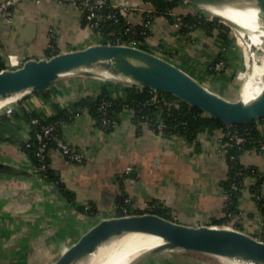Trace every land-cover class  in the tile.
Instances as JSON below:
<instances>
[{"label": "crops", "instance_id": "obj_1", "mask_svg": "<svg viewBox=\"0 0 264 264\" xmlns=\"http://www.w3.org/2000/svg\"><path fill=\"white\" fill-rule=\"evenodd\" d=\"M110 2L131 25L144 24L152 14L147 42L151 46L162 43L166 53L156 50L155 54L178 66L185 64L202 73L211 56L221 49L215 35L199 29L182 34L169 18L152 13V6L143 0ZM196 9L184 1L172 14ZM0 40L5 68H10L8 53L16 55L21 64L29 58L98 43L99 34L85 21L76 0H20L0 15ZM221 78V73L208 74L202 83L231 99L225 95L226 87L215 83ZM105 82L98 76L67 74L44 90L25 92L0 110V115L9 118L6 124L0 116V163L10 166L0 168V264H52L95 223L115 215L120 196L138 210H147L150 204L164 208L173 220L186 224H215L223 218L224 130L201 132L195 140L187 141L180 135L158 132L146 122L136 123L131 108H123L111 128L100 127L86 108L78 109L76 104L85 96L97 95ZM55 105L74 112L72 120L62 126L61 137L83 154L81 161H74L55 150L50 152L51 166L72 199L39 176L19 146L28 138L29 128L23 117L14 113L37 110L50 115ZM240 158L264 169L260 152L246 151ZM251 182L247 179L246 185ZM76 204L93 205L97 212L86 214ZM238 207L240 214L228 224L262 239L264 218L248 187L239 197ZM132 264L240 263L205 252L166 249Z\"/></svg>", "mask_w": 264, "mask_h": 264}, {"label": "water", "instance_id": "obj_2", "mask_svg": "<svg viewBox=\"0 0 264 264\" xmlns=\"http://www.w3.org/2000/svg\"><path fill=\"white\" fill-rule=\"evenodd\" d=\"M219 18L230 28L254 37L264 54V37L231 12L264 0H184ZM67 74L98 76L107 81L169 93L200 108L206 115L227 124L250 122L264 117V75L260 92L250 99H228L209 90L189 72L140 47L98 42L83 48L57 52L45 58H29L15 68L0 70V101L16 99L28 91H40ZM0 168L10 169L0 163ZM147 234L163 241L133 257L126 264L166 249H184L229 258L240 264H264V240L235 227L192 225L153 212L113 215L95 223L52 264H83L103 244L123 235Z\"/></svg>", "mask_w": 264, "mask_h": 264}, {"label": "trees", "instance_id": "obj_3", "mask_svg": "<svg viewBox=\"0 0 264 264\" xmlns=\"http://www.w3.org/2000/svg\"><path fill=\"white\" fill-rule=\"evenodd\" d=\"M76 1L84 11L85 21L92 23L95 18L91 16V11L81 4V0ZM143 1L152 6V13L166 16L173 24L175 22V15L172 14V11L175 7L184 3V0ZM109 3L110 0L96 10L100 18L96 19L98 20V24L93 29L99 34V42L112 43L118 40L122 43H131L153 53L156 50L166 51L162 43L151 46L147 42L150 29L148 26H145V23L142 25H131L118 8H112ZM109 13H113L115 16L113 18L106 17ZM179 15L181 17L180 24L178 25L180 33H189L194 29H199L206 35H215L221 42L220 51L211 56L202 73L185 64L179 66L201 82L204 81L205 75H216L217 73H221L223 79H231L233 74L228 75V68H233L234 70L242 68V59L231 48L233 38L230 36V27L217 17L212 16L210 19L207 18L206 12L200 8L196 11L190 10ZM148 18L149 16L146 20ZM152 20L153 18H151ZM167 58L170 57L167 55ZM219 63L221 64L219 65ZM5 67L4 57L0 53V70ZM76 105L78 109L86 108L95 119L96 124L105 129L111 128L119 121L118 115L123 108L133 109V119L136 123L140 121L146 122L158 132L166 135H180L187 141L195 140L201 132H213L215 129L222 128L224 136L221 143L225 150L227 171L220 184L225 191L226 199L224 202L223 218L217 219L213 223L222 224L231 222L236 215L240 214L238 199L247 187L253 194L258 209L264 218V192L262 191L264 169L254 164H245L240 158L241 154L246 151H257L264 155V150L261 149V147L264 148V127H262L264 117L250 122L227 124L217 118L206 115L200 108L191 106L172 94L129 84L121 86L120 83L109 81L101 85L97 95L85 96L78 100ZM14 114L17 117H23L24 121L28 123V138L21 141L19 146L31 159L34 167L40 163L37 155L39 140L36 134L41 132V128L44 125L52 124L54 126L52 134L61 137L62 126L71 121L74 116V112L59 105H55V111L50 115L37 110L29 112L24 110L20 115L19 113ZM0 116L7 124L9 120L7 115L2 114ZM104 120L112 121L114 124H107ZM228 132H235L241 138V141L236 142L231 139ZM45 140L47 141V150L49 151L45 167L41 172L36 173L45 180L55 183L63 194L72 199L71 194L51 166L50 152L53 150L55 142L51 136L45 137ZM247 179H252L249 185H246ZM76 206L81 212L86 214L93 215L97 212L93 205H90L88 208L82 204H76ZM142 212H153L172 219L164 208L154 207L151 210H138L125 200V196L119 197L115 215ZM262 240H264V236Z\"/></svg>", "mask_w": 264, "mask_h": 264}, {"label": "bare ground", "instance_id": "obj_4", "mask_svg": "<svg viewBox=\"0 0 264 264\" xmlns=\"http://www.w3.org/2000/svg\"><path fill=\"white\" fill-rule=\"evenodd\" d=\"M231 14L238 17L244 24L255 27L261 36L264 37L263 6L256 4L245 5L241 7V12H231ZM237 32L246 42L253 64L252 71L247 75L244 85L245 92H247L259 85V82L262 83V76L264 75V54L259 49L254 37H248L238 30ZM260 90L247 98L243 97V99L247 100L256 96ZM11 100L13 99L0 101V110L4 109L7 106V102ZM163 239L160 236L147 234L123 235L114 241L103 244L83 264H126L141 252L160 244Z\"/></svg>", "mask_w": 264, "mask_h": 264}, {"label": "built area", "instance_id": "obj_5", "mask_svg": "<svg viewBox=\"0 0 264 264\" xmlns=\"http://www.w3.org/2000/svg\"><path fill=\"white\" fill-rule=\"evenodd\" d=\"M19 1L20 0H2V1H0V15L3 14L8 8L17 5L19 3ZM107 1L108 0H81V4L86 6V8L89 11H91V16H93L95 18V20L92 23H90V25L93 28L98 24V20H96V19L100 18L99 14L96 12L97 8L103 6V4H105ZM109 4H110V6L112 8H115V9L118 8L117 6H115L111 2ZM118 10L121 11L119 8H118ZM113 16H115V14H113V13H109L108 15H106V17H108V18H113ZM152 16H153L152 14L149 15V18L145 22V26L150 27L151 22H152L151 21ZM211 17H212V15H210V14L208 15L207 14V18L210 19ZM180 19H181L180 15L179 14H175L174 25L176 27H178V25L180 24ZM112 43H122V42L117 40L116 42H112ZM122 44L133 45L131 43H122ZM0 49H1V40H0ZM6 59L8 61V64H9L10 68H13L15 66H20L22 64V63L20 64L17 56L12 54V53H8L6 55ZM220 64L221 63H219V65ZM104 122L107 123V124H114L112 121H109V120H104ZM53 129H54V126L52 124H46V125H44L41 128V132H38L36 134V137L39 140V145H38V148H37V155H38V160H39L40 163H39V165L34 167L35 172H41L44 169V167H45L46 157H47V154L49 152L47 150V141L45 140V137H50L51 136V138L55 142V146H54L53 150L61 153L66 158H68L70 160H74V161H81L82 158H83V154L80 153L79 151L75 150L68 143H66L62 139V137L53 135L52 134ZM228 133L230 134V138L233 139L234 141H236V142H240L241 141V138L235 132H233V133L228 132ZM261 149L264 150L263 147H261ZM154 207H155L154 204H150V205H148V209L147 210H151ZM228 223H231V222L223 223V224H220V225L234 227V226H232L231 224H228Z\"/></svg>", "mask_w": 264, "mask_h": 264}, {"label": "rangeland", "instance_id": "obj_6", "mask_svg": "<svg viewBox=\"0 0 264 264\" xmlns=\"http://www.w3.org/2000/svg\"><path fill=\"white\" fill-rule=\"evenodd\" d=\"M206 14H210V13H206ZM211 15V14H210ZM230 36L233 38V43L231 45V48H233V50L240 55L241 57V63H242V68L238 69V70H234L233 68H228V75L233 74V76L231 77V79H218V81H216V85H220L223 87H226V92L225 95L227 97H230L231 99H239L242 97H249L252 94L256 93L257 91H259L261 89V82H259V85L255 86L254 89L245 92V82L247 79V75L252 71V60L250 57V50L246 44V42L242 39V37L239 35V33L237 32V30L230 28ZM235 62H237L235 60ZM234 72V73H233ZM15 102V100H11L9 102H7V105H11Z\"/></svg>", "mask_w": 264, "mask_h": 264}]
</instances>
